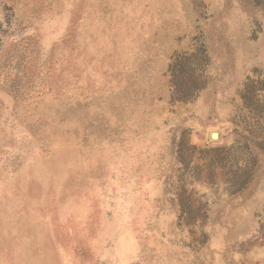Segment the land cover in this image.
<instances>
[{
	"label": "rangeland",
	"instance_id": "374dc122",
	"mask_svg": "<svg viewBox=\"0 0 264 264\" xmlns=\"http://www.w3.org/2000/svg\"><path fill=\"white\" fill-rule=\"evenodd\" d=\"M0 264H264V0H0Z\"/></svg>",
	"mask_w": 264,
	"mask_h": 264
},
{
	"label": "trees",
	"instance_id": "16d2710c",
	"mask_svg": "<svg viewBox=\"0 0 264 264\" xmlns=\"http://www.w3.org/2000/svg\"><path fill=\"white\" fill-rule=\"evenodd\" d=\"M182 92V96H181V99L182 100H187L186 99V97H184L185 96V94H186V92H188V89H183V88H181V87H178L177 89H176V93H181Z\"/></svg>",
	"mask_w": 264,
	"mask_h": 264
},
{
	"label": "water",
	"instance_id": "95a60500",
	"mask_svg": "<svg viewBox=\"0 0 264 264\" xmlns=\"http://www.w3.org/2000/svg\"><path fill=\"white\" fill-rule=\"evenodd\" d=\"M215 136L218 138V137H219V134H218L217 132H213V133H212V138L215 139V138H214ZM217 138H216V139H217Z\"/></svg>",
	"mask_w": 264,
	"mask_h": 264
},
{
	"label": "bare ground",
	"instance_id": "6f19581e",
	"mask_svg": "<svg viewBox=\"0 0 264 264\" xmlns=\"http://www.w3.org/2000/svg\"><path fill=\"white\" fill-rule=\"evenodd\" d=\"M215 139L217 138L216 136L214 137ZM218 139V138H217Z\"/></svg>",
	"mask_w": 264,
	"mask_h": 264
}]
</instances>
